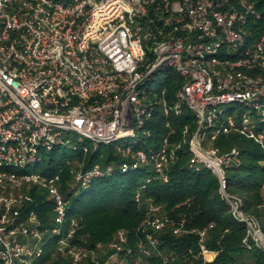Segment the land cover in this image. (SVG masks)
<instances>
[{"label": "built area", "instance_id": "2783aa9c", "mask_svg": "<svg viewBox=\"0 0 264 264\" xmlns=\"http://www.w3.org/2000/svg\"><path fill=\"white\" fill-rule=\"evenodd\" d=\"M162 70L175 75H161L165 83L159 86ZM174 78L180 83L169 100ZM229 103L234 106L226 109ZM185 107L196 116L192 137L171 142L167 120L156 145L149 124L156 109L167 116ZM262 120L264 9L254 0H0V258L32 264L43 253V222L35 209L24 213L32 186L53 200L48 229L69 264L89 257L97 264H140L157 249L147 232L130 258L134 251L123 229L106 247L98 244L105 257L74 241L78 221H67L61 174L28 168L60 146L89 153L112 145L120 172L150 167L167 178L188 141L192 161L212 168L235 217L264 245L259 219L226 190L225 165L239 161L236 150L224 154L212 144L220 133L240 132L264 146ZM79 166L71 173L82 186L115 169L113 162ZM168 221L161 205L150 202L146 226L160 230ZM206 230H199L200 249L212 260L216 252L205 243Z\"/></svg>", "mask_w": 264, "mask_h": 264}, {"label": "trees", "instance_id": "16d2710c", "mask_svg": "<svg viewBox=\"0 0 264 264\" xmlns=\"http://www.w3.org/2000/svg\"><path fill=\"white\" fill-rule=\"evenodd\" d=\"M254 1L257 7L264 9V0ZM179 83L176 78L168 83L169 100ZM167 120L174 129L170 138L173 143L182 141L184 135L189 140L197 127L195 114L186 107L180 114L167 116L156 109L149 123L156 145L167 133ZM187 124L189 131L184 134ZM258 130L264 131V120ZM212 144L224 154L236 150L239 161L233 159L225 165L226 190L242 198L244 211L259 219L264 234V208L261 206L264 201V146L254 137L240 132L220 133ZM104 148L100 151V146L89 153L77 152L84 168L95 162L115 164L110 174L94 178L87 186L72 183L71 168L65 162H56L54 156L47 160L44 156L42 160L47 161L46 167L41 169L43 173L61 174L60 188L68 202L67 221L72 218L78 221L75 242L98 251V244L106 247L123 229L127 245L134 251L129 257L135 258L138 241L146 239L147 232H153L157 249L152 255L144 256L140 264H264V246L251 237L246 223L235 217L212 168L202 161H192L194 154L188 141L182 144L177 159L170 164L167 178L158 177L150 167L122 173L120 157L114 153L112 145ZM29 192L33 200L27 202L24 213L35 209L43 222V239L49 237L43 240L41 257L32 264H69L68 257L58 250V236L48 229L54 216L53 200L38 186H32ZM137 193H140L139 199ZM150 202L161 205L162 212L170 218L160 230L146 226ZM177 227L180 231L175 232ZM205 228V243L216 252L212 260L201 254L199 230ZM0 264H4L1 258ZM81 264L97 263L89 257Z\"/></svg>", "mask_w": 264, "mask_h": 264}, {"label": "rangeland", "instance_id": "374dc122", "mask_svg": "<svg viewBox=\"0 0 264 264\" xmlns=\"http://www.w3.org/2000/svg\"><path fill=\"white\" fill-rule=\"evenodd\" d=\"M172 74L175 75V73L173 71H171V70H162V71H160V73L156 75V79L158 80V81H156L157 85L163 86L165 82H163L164 79H162V78H164L166 76H169V75L172 76ZM161 75L163 76L162 78H160ZM233 106H234L233 103H229V104H225L224 105V107L226 109L227 108H231ZM88 144L90 146L93 145L92 142H88ZM105 146L106 145H101L100 151L104 150ZM44 156H45L46 160L49 159L50 157L54 156V159L58 163H60V162H65L66 163V162L70 161L71 164L68 165L70 168H77V169L80 168L79 165H80L81 156L79 154H77V151L72 150L71 148H66V147L60 146V147L55 148V150H53V151L52 150L46 151V154ZM46 165H47V161H42V162L39 163L38 167H35V164H32L28 168L30 170H38V169L41 170V169H44L46 167ZM44 235L45 234L43 233V236ZM48 238H49L48 236H45L43 240H46ZM29 239L33 243L36 242V240H37L33 236H30ZM260 245L264 246L263 244H260ZM103 251H104L103 248H100L98 251H96V257H98V256L100 257L103 254Z\"/></svg>", "mask_w": 264, "mask_h": 264}]
</instances>
